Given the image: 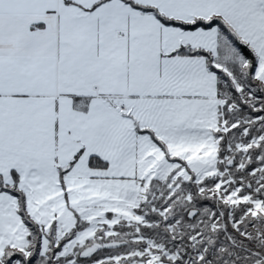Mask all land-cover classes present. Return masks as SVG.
Wrapping results in <instances>:
<instances>
[{
    "label": "snow or ice",
    "instance_id": "snow-or-ice-1",
    "mask_svg": "<svg viewBox=\"0 0 264 264\" xmlns=\"http://www.w3.org/2000/svg\"><path fill=\"white\" fill-rule=\"evenodd\" d=\"M0 264H264V0H0Z\"/></svg>",
    "mask_w": 264,
    "mask_h": 264
}]
</instances>
